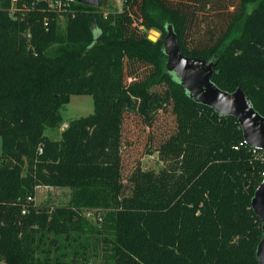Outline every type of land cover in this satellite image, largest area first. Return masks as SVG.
Segmentation results:
<instances>
[{
  "label": "trees",
  "instance_id": "obj_1",
  "mask_svg": "<svg viewBox=\"0 0 264 264\" xmlns=\"http://www.w3.org/2000/svg\"><path fill=\"white\" fill-rule=\"evenodd\" d=\"M99 5L76 0L57 11L47 0H0V264H65L58 236L69 238L74 208L94 207L110 209L113 264H261L252 199L264 162L249 146L235 147L244 140L237 117L190 95L168 67L164 39L173 25L184 54L215 63L212 80L241 87L264 115V42L251 28L264 0H125L108 12V0ZM208 14L214 24L200 30ZM155 28L157 41L149 38ZM75 94L93 95L94 112L50 138L47 127L64 122ZM172 105L176 130L157 151L181 172L177 188L159 200L122 198L127 115L150 121ZM38 186L70 188L69 204L28 202ZM51 234L56 253L42 245Z\"/></svg>",
  "mask_w": 264,
  "mask_h": 264
},
{
  "label": "rangeland",
  "instance_id": "obj_2",
  "mask_svg": "<svg viewBox=\"0 0 264 264\" xmlns=\"http://www.w3.org/2000/svg\"><path fill=\"white\" fill-rule=\"evenodd\" d=\"M108 1V7L103 8L106 12L123 10L125 0ZM214 19L210 14L205 15L206 26L200 30H206L207 22L215 21ZM60 23L64 31L66 13H62ZM251 28L258 39L264 42V14L254 19ZM152 30L149 31V35H155ZM161 35L162 33L159 36L155 35L157 40ZM94 108L93 95H72L70 101L62 108L64 122L58 127H47L46 134L54 140L61 139L69 121L93 113ZM173 108L175 106L172 105L168 109L160 110L150 121H146L139 113L127 115L122 148L124 174L122 198L159 200L169 197L177 188L181 172L174 168L172 163L162 160L157 151L160 142L176 130ZM151 121L152 124L149 123ZM2 152L3 139L0 136V165ZM71 193L70 188L38 186L35 195L32 196V202L38 207H49L54 210L68 205ZM74 209L79 216L67 224L73 229L69 238L66 234L58 236L62 247L61 259L65 264H113L110 256L113 230L106 222V215L110 209L102 207ZM55 238L56 236L52 234L49 237L45 236L42 242L44 249H52V253H56L53 244ZM48 253H41L40 256L44 257Z\"/></svg>",
  "mask_w": 264,
  "mask_h": 264
},
{
  "label": "water",
  "instance_id": "obj_3",
  "mask_svg": "<svg viewBox=\"0 0 264 264\" xmlns=\"http://www.w3.org/2000/svg\"><path fill=\"white\" fill-rule=\"evenodd\" d=\"M89 5H99L100 0H79ZM164 39L165 51L168 55V67L174 70L181 83L190 95L198 102L213 107L221 115H233L240 121L244 139L248 145L264 149V115L253 105L248 94L241 87L235 91L220 88L213 80V62H206L183 53L179 37L173 25H169ZM160 35L159 30H152ZM155 35H149L157 41ZM252 207L262 220V239L258 244L257 258L264 264V179L257 188L252 199Z\"/></svg>",
  "mask_w": 264,
  "mask_h": 264
},
{
  "label": "built area",
  "instance_id": "obj_4",
  "mask_svg": "<svg viewBox=\"0 0 264 264\" xmlns=\"http://www.w3.org/2000/svg\"><path fill=\"white\" fill-rule=\"evenodd\" d=\"M49 6L52 9H56L57 11H66L69 10V8L72 6V4L76 1V0H47ZM15 2V0H14ZM46 25L49 24V21L46 20ZM242 145H247L250 147V150L252 151V154L254 156L255 159L260 160L261 162H264V149L259 148V147H252L250 145H248V143L245 141V139L243 141L240 142L239 145H236L235 147L238 148ZM42 151V149H41ZM264 175V173H263ZM28 202H32V196L28 197ZM29 211V207L28 205H25L22 213L26 214Z\"/></svg>",
  "mask_w": 264,
  "mask_h": 264
}]
</instances>
